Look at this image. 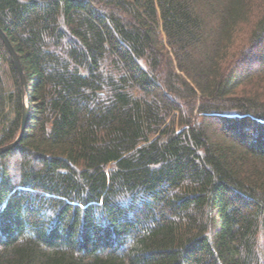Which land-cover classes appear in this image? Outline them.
I'll return each mask as SVG.
<instances>
[{
  "label": "trees",
  "instance_id": "16d2710c",
  "mask_svg": "<svg viewBox=\"0 0 264 264\" xmlns=\"http://www.w3.org/2000/svg\"><path fill=\"white\" fill-rule=\"evenodd\" d=\"M0 264H264V0H0Z\"/></svg>",
  "mask_w": 264,
  "mask_h": 264
},
{
  "label": "water",
  "instance_id": "95a60500",
  "mask_svg": "<svg viewBox=\"0 0 264 264\" xmlns=\"http://www.w3.org/2000/svg\"><path fill=\"white\" fill-rule=\"evenodd\" d=\"M0 39L2 40V42L4 43L6 48L8 49L9 53L11 54V56L15 62L16 69H17L19 76L22 80V83H23V85H25V87L27 89V82L25 79L24 70H23L20 58H19L18 54L15 52L14 47L12 46L11 42L9 41L7 36L4 34V32L2 31L1 28H0ZM29 114H30L29 104H28V101L25 100L24 109H23V117H22L21 133H20L19 137L17 138V140L13 144L6 146L4 148H1L0 154H3L7 151L12 150L13 148H15L19 144V142L21 141V139L23 138V136L25 134L28 119H29Z\"/></svg>",
  "mask_w": 264,
  "mask_h": 264
},
{
  "label": "rangeland",
  "instance_id": "374dc122",
  "mask_svg": "<svg viewBox=\"0 0 264 264\" xmlns=\"http://www.w3.org/2000/svg\"><path fill=\"white\" fill-rule=\"evenodd\" d=\"M0 64L2 66L4 79L7 83V85L10 86V84L12 83L11 76H9L10 74H9L7 65L5 64V62L3 60H1V58H0Z\"/></svg>",
  "mask_w": 264,
  "mask_h": 264
}]
</instances>
